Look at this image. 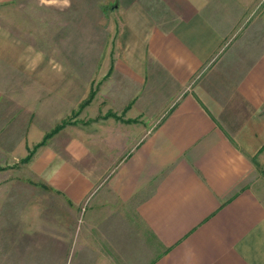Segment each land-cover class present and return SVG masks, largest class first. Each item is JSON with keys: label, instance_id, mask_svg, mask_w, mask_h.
<instances>
[{"label": "crops", "instance_id": "obj_1", "mask_svg": "<svg viewBox=\"0 0 264 264\" xmlns=\"http://www.w3.org/2000/svg\"><path fill=\"white\" fill-rule=\"evenodd\" d=\"M76 8L39 10L58 32ZM114 12L111 51L86 77L77 55L47 41L33 53L0 25L5 154L33 150L27 173L72 208L93 252L99 236L97 252L124 261L264 264V201L247 178L251 157L264 161V0H118Z\"/></svg>", "mask_w": 264, "mask_h": 264}, {"label": "rangeland", "instance_id": "obj_2", "mask_svg": "<svg viewBox=\"0 0 264 264\" xmlns=\"http://www.w3.org/2000/svg\"><path fill=\"white\" fill-rule=\"evenodd\" d=\"M116 5L118 0H12L0 3V25L22 38L33 53L47 41L48 53H55L56 49L59 52L62 47L65 56L77 55L79 61L69 63L78 65L80 73L86 77L98 57L111 51L109 27L112 22H118L114 12ZM58 6H74L78 11L61 12L59 16L64 22L57 32L56 14H41L39 7L53 12L51 8ZM86 6H94L95 12L85 13L83 7ZM41 16L49 19L47 39L41 34ZM57 33L62 34L61 41L56 39ZM19 100H11L16 114L22 112ZM87 102L89 99L83 100L81 106L85 107ZM66 120L68 118L63 124L68 122ZM22 128L21 124L10 127L17 133ZM0 147V264H144L150 255L129 253L124 255V261L118 253L97 252L104 246L99 236L96 252L91 251L92 242L88 243L85 227L78 237L79 225L72 208L59 199L55 190L27 173L24 157L5 154L8 145L4 135L0 136ZM251 160L255 170L247 178L264 201V161L258 155Z\"/></svg>", "mask_w": 264, "mask_h": 264}, {"label": "trees", "instance_id": "obj_3", "mask_svg": "<svg viewBox=\"0 0 264 264\" xmlns=\"http://www.w3.org/2000/svg\"><path fill=\"white\" fill-rule=\"evenodd\" d=\"M57 128H59V127H57ZM32 151H33V150H31V151L29 152V154L23 159L24 161H26V160H28V159L30 158V156H31V154H32Z\"/></svg>", "mask_w": 264, "mask_h": 264}]
</instances>
